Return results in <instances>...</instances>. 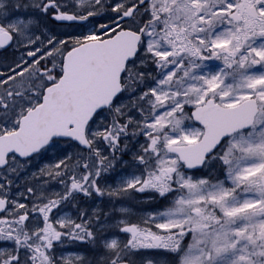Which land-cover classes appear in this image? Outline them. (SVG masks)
<instances>
[{"label":"snow or ice","instance_id":"1","mask_svg":"<svg viewBox=\"0 0 264 264\" xmlns=\"http://www.w3.org/2000/svg\"><path fill=\"white\" fill-rule=\"evenodd\" d=\"M0 264H264V0H0Z\"/></svg>","mask_w":264,"mask_h":264}]
</instances>
